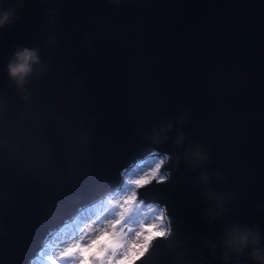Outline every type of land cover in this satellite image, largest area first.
<instances>
[{
    "label": "water",
    "instance_id": "water-1",
    "mask_svg": "<svg viewBox=\"0 0 264 264\" xmlns=\"http://www.w3.org/2000/svg\"><path fill=\"white\" fill-rule=\"evenodd\" d=\"M9 9L0 264H32L154 157L162 177L136 198L166 229L128 264H260L251 244L227 249L225 233H257L264 256V0H0ZM22 48L40 62L20 88L6 69Z\"/></svg>",
    "mask_w": 264,
    "mask_h": 264
},
{
    "label": "rangeland",
    "instance_id": "rangeland-1",
    "mask_svg": "<svg viewBox=\"0 0 264 264\" xmlns=\"http://www.w3.org/2000/svg\"><path fill=\"white\" fill-rule=\"evenodd\" d=\"M161 161L154 157L130 167L119 191L105 195L54 233L32 264H128L140 255L150 239L166 229L153 204L136 198L140 185L161 177Z\"/></svg>",
    "mask_w": 264,
    "mask_h": 264
},
{
    "label": "clouds",
    "instance_id": "clouds-1",
    "mask_svg": "<svg viewBox=\"0 0 264 264\" xmlns=\"http://www.w3.org/2000/svg\"><path fill=\"white\" fill-rule=\"evenodd\" d=\"M12 15V9L0 13V27L4 26L6 23H10ZM39 62L40 61L36 49H19L18 51L14 52L13 59L7 65L6 70L8 76L12 81H14L17 87L22 88L23 85L27 82V77L32 75L34 70L33 66L39 64ZM39 74L42 73L38 72L37 75ZM170 127L171 125H168V128ZM161 131H163V129ZM157 139L158 136L154 134L153 142H156ZM177 143H179V137ZM190 159L202 160L203 157L200 155V151L197 150L191 154ZM203 178L204 177H202V179ZM218 214L219 213H217V215ZM225 235L227 237V239L225 240V246L227 247V249L238 254L251 244L252 250L249 253L250 258L259 260L260 264H264V256L260 254L261 249L256 247V245L259 243V237L257 233L249 229L241 231L234 227L226 232ZM225 259H227V257H225Z\"/></svg>",
    "mask_w": 264,
    "mask_h": 264
},
{
    "label": "bare ground",
    "instance_id": "bare-ground-1",
    "mask_svg": "<svg viewBox=\"0 0 264 264\" xmlns=\"http://www.w3.org/2000/svg\"><path fill=\"white\" fill-rule=\"evenodd\" d=\"M128 170L129 169H127L126 171H125V173L123 174V177H122V184H124V182L127 180V176H126V174H127V172H128ZM157 176H159V174L157 175ZM161 177H162V175H161ZM138 202H140L139 200H138ZM97 204V203H96ZM152 207L151 208H153V210H157L160 214H162V211H161V209L160 208H157V206H154V205H151ZM78 214H80V213H78ZM77 214V215H78ZM76 217V215L73 217V219ZM160 218H162V221H163V225H165V223H164V218H163V216L162 215H160ZM73 219H71V221L73 220ZM70 221V222H71ZM41 251H42V249L39 251V253H41Z\"/></svg>",
    "mask_w": 264,
    "mask_h": 264
}]
</instances>
